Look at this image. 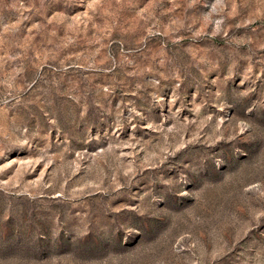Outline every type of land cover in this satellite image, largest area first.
<instances>
[{
  "label": "rangeland",
  "instance_id": "374dc122",
  "mask_svg": "<svg viewBox=\"0 0 264 264\" xmlns=\"http://www.w3.org/2000/svg\"><path fill=\"white\" fill-rule=\"evenodd\" d=\"M0 264H264V0H0Z\"/></svg>",
  "mask_w": 264,
  "mask_h": 264
}]
</instances>
